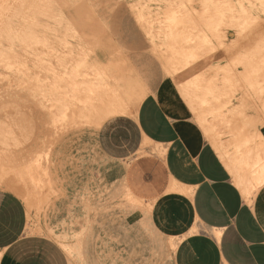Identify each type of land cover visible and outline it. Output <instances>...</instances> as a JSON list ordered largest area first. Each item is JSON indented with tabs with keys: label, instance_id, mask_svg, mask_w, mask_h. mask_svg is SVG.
I'll use <instances>...</instances> for the list:
<instances>
[{
	"label": "rangeland",
	"instance_id": "obj_1",
	"mask_svg": "<svg viewBox=\"0 0 264 264\" xmlns=\"http://www.w3.org/2000/svg\"><path fill=\"white\" fill-rule=\"evenodd\" d=\"M53 1L77 27L75 37L68 35L72 46L82 36L90 54L103 59L105 71L127 102L126 111L102 115L95 107L101 95L94 92L87 94L94 102L84 105L66 98L72 106L63 116L50 91L53 71L61 70L57 60L42 53L39 69L35 54L26 56L25 46L18 45L14 68L0 62V200L8 193L17 194L28 212L26 235L55 241L71 264H176L174 240L182 237L163 236L147 221L138 227L129 221L135 210L147 216L165 189L179 187L174 180L168 185L160 157L145 139L138 140L135 104L161 80L173 79L208 133L213 132L214 121L216 134L228 138L226 129L240 122L239 133L246 130L245 145H253L254 151L264 148L259 131L264 125V0ZM22 9V2L15 0L8 26ZM48 22L41 20L43 39L55 48L62 25ZM50 25L53 29L47 32ZM185 49L193 50L202 64L196 63L192 70L194 62L190 59L188 65L181 56ZM75 50L76 59L78 47ZM80 87L79 95L86 96L84 85ZM58 88L53 86V92ZM61 88L71 90V82H63ZM205 89L211 92L207 97ZM111 99L110 92L106 104L116 102ZM107 129L124 154L126 171L110 183L97 176L106 159L101 156L100 136ZM238 148L223 147L228 154ZM12 181L19 187H11Z\"/></svg>",
	"mask_w": 264,
	"mask_h": 264
},
{
	"label": "crops",
	"instance_id": "obj_2",
	"mask_svg": "<svg viewBox=\"0 0 264 264\" xmlns=\"http://www.w3.org/2000/svg\"><path fill=\"white\" fill-rule=\"evenodd\" d=\"M179 86L173 79L161 80L138 100L135 122L138 140L145 139L160 157L168 185L174 180L179 187L165 189L147 216L135 210L129 221L134 227L147 221L163 236L182 237L174 240L176 264H264V178L248 193L241 187L252 174L240 160L255 155L253 145L244 143L246 130L239 133L237 122L226 129L230 137L220 138L211 121L213 132L208 133ZM259 131L264 139V125ZM229 144L239 148L224 159L217 146L228 150ZM100 145L106 159L97 176L118 181L126 175L124 154L109 129L101 133ZM27 223L23 200L15 193L5 195L0 200V264H71L55 241L27 236Z\"/></svg>",
	"mask_w": 264,
	"mask_h": 264
},
{
	"label": "bare ground",
	"instance_id": "obj_3",
	"mask_svg": "<svg viewBox=\"0 0 264 264\" xmlns=\"http://www.w3.org/2000/svg\"><path fill=\"white\" fill-rule=\"evenodd\" d=\"M0 1H3L2 3L0 2V6L2 7L0 14H1V16L2 15L4 16L3 20H2V18L0 20V21H4V22H0V24L3 23L2 26L0 27V31H1V35H0V56H1L0 62L5 63V65L6 64L10 65V68H14V64H17L19 62V59H18L19 55L17 52H15V50H17L16 47H18V45H22V46H25L26 50L24 51V53L26 54V56L29 54L31 55L32 53L35 54V56H36L35 57V67L38 66V68L40 69L42 67V63L44 60L42 57V55H43L42 53H45V54L49 53V55H51L52 59H56L58 62L57 64L61 67L60 71H58V70H56V72L53 71L55 74L53 76L52 83H51L52 89L50 90L52 92V94L54 95L53 97H55V96L57 97V100L55 101L54 107H56V109L58 110L59 113H61L63 116H65L66 112L72 106L71 102H69L68 104L65 103L66 98L68 100L70 98L71 101H72V99H74L78 102H81V105H84L87 102H89V103L94 102L93 100L90 101L87 98V96H88L87 94H94V92L95 93L99 92V96L101 95L99 104H98V106H95V107L99 108V111L102 113V115L104 114V112L105 113L109 112L110 116H111V114H115V115L117 113L121 114L122 111H123V113H125L124 112L125 102H126L125 98L123 95L119 94L117 86H115V84L111 78L112 75L110 76L105 71L106 69L103 67L104 65H102V63H101V61L104 63L103 59L100 57L101 58V61H100L97 58V55H95V53L90 54V52L88 50V48H89L88 45L86 46V42H83L81 40L82 36H77L79 38L75 44L76 46H72L73 43H70L68 35L74 34V37H75V32L78 31L77 27L73 26V23L70 20V18H68L67 16L65 17L63 11L58 10V8L56 7V3L53 0H20L23 4V9H22L21 13L19 14L17 21L15 23H12V25H10V26H8L9 23H8L7 19H8L9 11H10L11 7L13 6V4L15 3V0H13L12 3H11V1L9 2L7 0H6V2H5V0H0ZM6 12H8V13L6 14ZM173 19H175V18H173ZM41 20L49 21V22L53 21L54 24L62 25V27H61V29H62L61 33L62 34H61V37L57 38L58 39L57 43H56L57 46L55 48L49 47L50 44L47 45V43H45L46 41H44V39H43L44 34H43V31L41 28V26H42ZM58 25H54L55 31H57V30L60 31V27ZM235 25H237V24L235 23ZM34 27H35V29H34ZM32 28L34 31L32 30ZM46 28H47V32L49 30L52 31L53 26L50 25ZM71 31H72V33H71ZM32 47L34 50L39 49L40 51L38 50V52H31L29 49H31ZM77 47H78V53H77V58L75 59L73 55H74V53L77 52V50H75ZM17 55H18V58H17ZM181 56H183L184 60H186L185 63H187L190 59H191L190 61L194 62L193 63L194 66L192 67V70L196 68L197 64H199V66H200L203 62L199 59V57H197V54L195 52H193V50H190V51L186 50V52H184ZM68 58H71L72 60H69ZM189 67H191V66H189ZM205 69H204V71H206ZM172 70L173 69H171V71ZM195 72H194V74H196ZM201 73H203V72H201ZM191 74H192V72H191ZM189 76H190V74H189ZM68 81H69V83L71 82L72 88H71V90L69 89L68 91H63V89L61 88L62 83L68 82ZM81 84L84 85V91L86 92V96L85 95L84 96L79 95V91L82 89V87H80ZM53 86H54V88L59 87L57 92H53ZM102 91H104L106 93L104 95V97L102 96L103 95ZM110 92H111V97H112L111 101L115 100V98H116V100H115L116 102H113L111 104H106L108 101V96H109ZM205 92H206V94L204 96H206V97L209 96L208 93H211L209 89H205ZM46 94H48L47 91H46ZM50 96L52 98L51 94H50ZM58 99H59V101H58ZM201 100L203 101V99H201ZM251 101H252V99H251ZM136 106H137V104H135V107ZM256 107H257V105H256ZM90 111L92 112L91 109H90ZM109 113H107V114H109ZM107 116H109V115H107ZM201 120L203 122L202 124H206V118L205 117H202ZM7 142H8V140H7ZM222 145L217 146L219 153L224 159H228V157H230L228 154V151L224 150ZM247 147H248V145H247ZM229 160H230V158H229ZM240 162L246 164V166H247L246 173L252 174V179L250 181H248L245 184L241 183L242 189L246 193H248V191L252 188V186H254L255 181H258V180H261L262 178H264V148L255 149V155L254 156L249 155V156H246L245 158H241ZM226 166H227V164H226ZM242 170H243V168H242ZM34 173H36V172L31 171V174H34ZM235 173H237V172L235 171ZM2 178H3V175L0 173V182L3 181ZM13 182L14 181H12L11 183H13ZM15 183L16 182H14V185H12V184H10V182H8V185H12L11 187H13V186L19 187V185L16 186ZM6 185H7V183L5 184V186ZM8 187H10V186H8ZM18 189H20V190H18ZM18 189H17V191L18 192L21 191L20 194L24 195V191H23L24 189L23 188H22L23 190L21 188H18Z\"/></svg>",
	"mask_w": 264,
	"mask_h": 264
}]
</instances>
